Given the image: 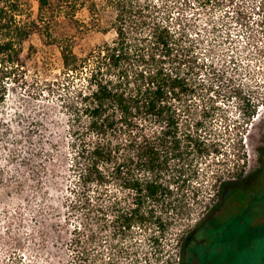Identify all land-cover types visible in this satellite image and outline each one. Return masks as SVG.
I'll use <instances>...</instances> for the list:
<instances>
[{
	"label": "trees",
	"instance_id": "16d2710c",
	"mask_svg": "<svg viewBox=\"0 0 264 264\" xmlns=\"http://www.w3.org/2000/svg\"><path fill=\"white\" fill-rule=\"evenodd\" d=\"M38 1L39 16L32 19L22 0H0V105L25 42L40 33L57 43L66 134L62 142L43 139L32 155L55 167V151L65 152V264H177L171 254L164 259L163 242L178 221L191 217L187 200L200 165L219 152L206 122L215 111L210 93L227 101L236 97L251 121L258 109L251 94L256 91L246 88L226 61H216L212 50L210 61L200 62L203 51L196 50L187 24L174 21L165 0ZM212 2L222 5L201 0ZM81 9L89 19L78 16ZM56 17L115 36L80 56L73 38L54 34ZM28 159L25 164L32 163ZM38 164L37 174L43 175L47 163ZM225 170L216 173V187L227 181L225 173L235 176L230 181L246 179V162ZM195 231L190 225L178 232L183 251L198 243L192 240ZM203 232L200 237L207 236L209 244L210 231Z\"/></svg>",
	"mask_w": 264,
	"mask_h": 264
},
{
	"label": "rangeland",
	"instance_id": "374dc122",
	"mask_svg": "<svg viewBox=\"0 0 264 264\" xmlns=\"http://www.w3.org/2000/svg\"><path fill=\"white\" fill-rule=\"evenodd\" d=\"M22 2L31 18L37 19L39 1ZM221 2L164 1L174 21L189 27L196 50L203 51L200 62L204 57L209 62L212 50L216 61H226L245 87L256 91L251 94L258 103L256 116L247 121L236 97L227 101L215 91L210 93L215 111L206 122L211 140L220 144L219 152L200 165V177L187 200L193 208L191 217L178 221L163 242L164 259L171 254L177 264H264V2ZM78 16L89 19L86 9ZM106 19L110 22L112 15ZM56 20L54 34L73 38L80 56L115 36L114 31L75 26L64 17ZM50 42L40 33L25 42L21 65L7 80V99L0 105V264H65V152L55 151V167L46 157L32 155L43 139L62 142L68 122L63 107L66 91L59 85L64 75L60 47ZM28 157L32 163L25 164L23 159ZM245 162V181H230L235 176L225 173L222 181H227L216 187L217 172ZM38 163H47L43 175L37 174ZM190 225L196 229L192 240L198 243L183 251L176 237ZM207 230L213 234L208 232L210 245L207 236L200 237Z\"/></svg>",
	"mask_w": 264,
	"mask_h": 264
}]
</instances>
